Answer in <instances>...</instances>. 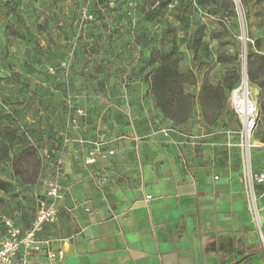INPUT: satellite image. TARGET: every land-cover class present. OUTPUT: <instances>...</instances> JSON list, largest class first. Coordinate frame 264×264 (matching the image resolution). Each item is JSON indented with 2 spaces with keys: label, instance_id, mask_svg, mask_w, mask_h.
Returning <instances> with one entry per match:
<instances>
[{
  "label": "crops",
  "instance_id": "0c3cea01",
  "mask_svg": "<svg viewBox=\"0 0 264 264\" xmlns=\"http://www.w3.org/2000/svg\"><path fill=\"white\" fill-rule=\"evenodd\" d=\"M116 52L135 59L140 54ZM141 54L145 59L148 51ZM136 67L125 65L128 87L122 93L91 92L88 102L79 101L88 107L87 123L96 124L87 142L115 153L89 165L90 144L67 145L83 161L62 162L59 217L40 233L62 252L52 264H264V184L253 188L255 222L238 152L227 146L238 141L236 130L220 125L227 122L228 99L212 125L201 115L180 126L167 120L161 125L162 114L151 111L152 97L141 81L142 67ZM162 129H170L168 137ZM251 169L264 172V143L257 140ZM45 261L41 255L35 264Z\"/></svg>",
  "mask_w": 264,
  "mask_h": 264
},
{
  "label": "rangeland",
  "instance_id": "374dc122",
  "mask_svg": "<svg viewBox=\"0 0 264 264\" xmlns=\"http://www.w3.org/2000/svg\"><path fill=\"white\" fill-rule=\"evenodd\" d=\"M246 1L247 6L241 0H90L92 20L81 26V8L89 0H0V180L6 182L0 188V221L29 226L56 162L61 159L68 166L83 161V155L63 148L68 106L85 108L79 101L88 102L91 92L107 97L122 93L128 87L125 65L142 67L145 50L175 48L181 57L179 70L192 71L198 81L185 86L193 95L204 74L216 82L232 69L217 60L219 53L236 54L234 66L241 73L237 88L242 73L246 76L247 43L250 51L264 56V0ZM116 49H138L140 54L128 58ZM248 90L257 108L253 144L264 138L259 108L264 88L248 81ZM151 104L152 111L153 100ZM33 106L38 109L33 111ZM54 107L61 111L53 112ZM223 113L227 122L220 125L236 130L238 137L240 122L230 103ZM200 115L195 104L191 117ZM160 121L166 124L164 118ZM86 123L78 132L85 141L96 125ZM238 141L232 149L241 169ZM28 144L31 155L19 163L18 155L27 152ZM4 235L0 222V239Z\"/></svg>",
  "mask_w": 264,
  "mask_h": 264
},
{
  "label": "built area",
  "instance_id": "2783aa9c",
  "mask_svg": "<svg viewBox=\"0 0 264 264\" xmlns=\"http://www.w3.org/2000/svg\"><path fill=\"white\" fill-rule=\"evenodd\" d=\"M91 20L92 15L86 6L81 12V26ZM61 66L67 65L62 63ZM244 77L247 79L243 72L242 80ZM228 101L240 122V130L237 133L239 141L236 146L240 151L241 172L247 189L249 209L255 222H257L258 212L255 206L253 188L255 185L264 184V172L254 173L251 169V149L253 147L251 138L257 125V108L249 100V97L244 103L237 88L230 91ZM85 118L86 110L83 107H74L71 104L68 106L67 120L64 126V142L67 143L66 145L71 143L90 144L92 147L88 149L85 161L92 165L97 158L105 159L113 156L115 152L113 150L101 151L96 143L87 142L80 136L71 138V135L80 128L79 121ZM160 133L164 137H168L170 129H162ZM227 146L233 147L235 145L228 142ZM215 179L217 178L215 177ZM62 180V160L59 159L53 168L51 177L45 182L44 199L29 226L20 228L9 220L2 219L0 221L5 229V235L0 239V264H35L41 255L46 259L45 264H52L54 260L61 258L62 252L52 250L50 240L42 239L40 233L46 225H53L58 220V204L63 192ZM150 199V196H146V200Z\"/></svg>",
  "mask_w": 264,
  "mask_h": 264
},
{
  "label": "trees",
  "instance_id": "16d2710c",
  "mask_svg": "<svg viewBox=\"0 0 264 264\" xmlns=\"http://www.w3.org/2000/svg\"><path fill=\"white\" fill-rule=\"evenodd\" d=\"M112 1L116 2L118 0ZM241 1L244 6H247L248 3L246 0ZM86 6L87 9L89 6L88 11L91 14L90 0L87 2ZM84 8H81V12ZM250 48V44L247 43V52L245 55L246 77L249 83L262 89L264 88V80L261 79L264 75V56L250 51ZM180 60L181 57L175 48H171L169 51L150 50L141 68V72H143V69H148L147 73L141 78V81L147 85V93L151 95L154 106L162 114V117L173 126L185 124L191 117L195 104L199 107L203 121L207 125L214 124L225 107L230 91L235 88L240 80L241 73L239 69L234 66V63L237 61V55L219 53L217 55V60L232 65V69L227 70L223 78L216 84L211 83L207 75L204 74L199 82L196 95L188 93L185 90L186 85L195 86L198 81L192 71L181 72L179 70ZM73 106L83 107L75 103ZM259 108L261 113H264V101H261ZM88 119L89 112L86 110V118L79 121L80 128L76 133L71 135V138L78 136V132L83 129ZM62 128L61 138L63 142L64 125ZM260 142L264 143V138H261ZM66 147L67 145H63V148ZM25 148L29 149L27 152L23 150L19 153L17 159L19 163H21L26 155H31L30 150L32 149V145L28 144ZM5 186L6 182L0 180V188L3 189Z\"/></svg>",
  "mask_w": 264,
  "mask_h": 264
},
{
  "label": "bare ground",
  "instance_id": "6f19581e",
  "mask_svg": "<svg viewBox=\"0 0 264 264\" xmlns=\"http://www.w3.org/2000/svg\"><path fill=\"white\" fill-rule=\"evenodd\" d=\"M239 95L243 97V102H247L249 97V90H248V81L244 77V79L241 81L240 85L237 87Z\"/></svg>",
  "mask_w": 264,
  "mask_h": 264
}]
</instances>
